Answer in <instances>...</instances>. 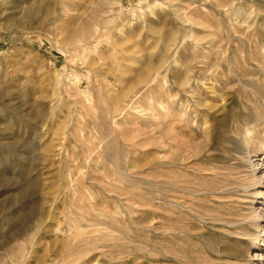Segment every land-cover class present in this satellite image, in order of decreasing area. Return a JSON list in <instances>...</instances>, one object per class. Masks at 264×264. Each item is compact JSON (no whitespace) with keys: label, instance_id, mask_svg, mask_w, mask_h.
Wrapping results in <instances>:
<instances>
[{"label":"rangeland","instance_id":"1","mask_svg":"<svg viewBox=\"0 0 264 264\" xmlns=\"http://www.w3.org/2000/svg\"><path fill=\"white\" fill-rule=\"evenodd\" d=\"M9 2L0 264H264V0Z\"/></svg>","mask_w":264,"mask_h":264},{"label":"bare ground","instance_id":"2","mask_svg":"<svg viewBox=\"0 0 264 264\" xmlns=\"http://www.w3.org/2000/svg\"><path fill=\"white\" fill-rule=\"evenodd\" d=\"M29 1H31V0H10L9 7H8L9 14L14 15V14L19 13L23 9V7L25 6L24 4L30 5ZM83 33L84 32L82 31L79 34L84 35ZM73 34L75 36L76 34H78V31L76 30V32H74ZM73 34H72V36H73ZM72 36H69V37L72 38ZM244 120H243V122H244ZM245 133H247V132H245ZM243 134H244V132H243ZM239 139H240V137H239ZM239 139L238 138L234 139L233 137H230L228 135L227 136L218 137L217 140H215L214 143L204 153V156H205L207 161H209V162L216 161V162L222 164L223 166H229L230 168L233 167L234 169H232V170L235 171V169H236L237 170V171H235L236 173H241L239 175L242 176L243 178L242 177H241V179L237 178L239 181L238 180L237 181H231V185L234 186L233 187V189H234L233 193H239V192H242V191L246 192V190H249V188L246 189V187H247L246 183H248V181L250 179L256 178V168H257V164H258V163H255V161L251 160V155H250V151H249L247 140H245V138L243 140H239ZM230 168H228V169H230ZM232 170L230 169L231 173L234 172V171L232 172ZM234 178H236V177H234ZM231 185L228 184V188L227 189H229V187ZM229 190H226V191H229ZM247 209H249V210L251 209V210L254 211V208L252 206L250 208H247Z\"/></svg>","mask_w":264,"mask_h":264}]
</instances>
